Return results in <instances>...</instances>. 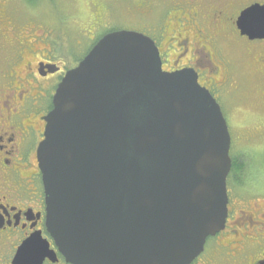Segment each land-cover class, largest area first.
Listing matches in <instances>:
<instances>
[{
  "label": "water",
  "instance_id": "95a60500",
  "mask_svg": "<svg viewBox=\"0 0 264 264\" xmlns=\"http://www.w3.org/2000/svg\"><path fill=\"white\" fill-rule=\"evenodd\" d=\"M242 35L264 39V5ZM37 150L47 226L73 264H190L228 216L232 138L191 69L155 41L104 35L58 85Z\"/></svg>",
  "mask_w": 264,
  "mask_h": 264
},
{
  "label": "flooded vegetation",
  "instance_id": "af4514ba",
  "mask_svg": "<svg viewBox=\"0 0 264 264\" xmlns=\"http://www.w3.org/2000/svg\"><path fill=\"white\" fill-rule=\"evenodd\" d=\"M32 3L0 0V264H73L47 226L37 150L58 85L85 56L70 65L72 57L63 56L51 36L41 42L48 48L36 47L37 39L28 35L20 40L19 11L24 18L27 10L31 20ZM254 4L264 5V0H131L126 11L150 17L139 32L155 41L164 71L193 69L216 100L230 92L236 78L252 72L264 99V39L251 40L237 25ZM101 9L105 16L113 10L101 4L93 15L106 28L104 35L120 30L103 19ZM258 115L248 123L261 130L250 131L248 141L264 136L263 103ZM243 172H236L241 180L232 171L227 179L225 227L206 239L190 264H264V183L253 174L243 184Z\"/></svg>",
  "mask_w": 264,
  "mask_h": 264
},
{
  "label": "rangeland",
  "instance_id": "374dc122",
  "mask_svg": "<svg viewBox=\"0 0 264 264\" xmlns=\"http://www.w3.org/2000/svg\"><path fill=\"white\" fill-rule=\"evenodd\" d=\"M31 5L35 7V14L28 19V13L24 18L20 17L17 36L23 39L28 35V39H37L36 47H49L46 37L51 36L55 41V46L63 56L70 55L74 65L77 60L88 54L94 43L104 35L106 28L100 25L93 15L101 4H106L112 13L103 19H108L114 24V28L120 30L142 29V24L147 23L150 17L147 14L129 15L126 8L130 6L131 0H34ZM164 1V0H160ZM19 8V3L15 2ZM95 13V14H94ZM31 21V22H30ZM22 32V33H21ZM28 40V41H29ZM64 57V58H65ZM67 58V57H66ZM247 75V74H246ZM259 79L252 72L249 75H240L236 78V83L228 89L230 92L219 97L218 103L221 105L225 118L228 122L229 131L232 138L230 155L238 165H241L243 184L254 175H259V180L264 183V136L248 141L247 134L253 130H261L260 127L249 125L259 118L258 111L264 104L263 94L259 87ZM251 121V120H250ZM230 186L231 179H230ZM243 191L242 188H239Z\"/></svg>",
  "mask_w": 264,
  "mask_h": 264
},
{
  "label": "trees",
  "instance_id": "16d2710c",
  "mask_svg": "<svg viewBox=\"0 0 264 264\" xmlns=\"http://www.w3.org/2000/svg\"><path fill=\"white\" fill-rule=\"evenodd\" d=\"M29 2H34V0H27ZM232 161H233V164H232V173L231 175H235L236 176V179L238 180H241V177H240V173H236V172H241V165H238L236 161L233 160L232 158Z\"/></svg>",
  "mask_w": 264,
  "mask_h": 264
}]
</instances>
